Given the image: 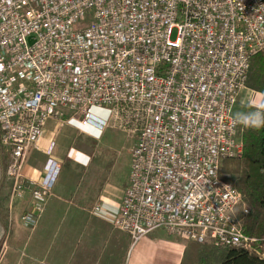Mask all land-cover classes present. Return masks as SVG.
<instances>
[{"label":"built area","instance_id":"obj_1","mask_svg":"<svg viewBox=\"0 0 264 264\" xmlns=\"http://www.w3.org/2000/svg\"><path fill=\"white\" fill-rule=\"evenodd\" d=\"M262 51L264 0H0V142L10 203L30 196L22 223L36 226L59 173L49 160L41 180L23 175L47 121L112 124L136 135L112 220L132 247L162 230L264 258L219 175L242 155L233 109Z\"/></svg>","mask_w":264,"mask_h":264},{"label":"crops","instance_id":"obj_2","mask_svg":"<svg viewBox=\"0 0 264 264\" xmlns=\"http://www.w3.org/2000/svg\"><path fill=\"white\" fill-rule=\"evenodd\" d=\"M249 93L251 105L253 91ZM247 98L244 88L233 109L239 120L248 115ZM263 100L264 97L259 102L263 104ZM92 113L97 122L107 120L106 109L94 108ZM104 131L105 128L81 126L67 119L47 121L42 136L27 156L23 175L33 181L41 180L51 160L59 167L58 177L36 226L27 237L6 239L0 264H181L187 246L183 239L157 230L132 247L130 237L113 226L112 220L128 188L131 148L119 190L90 177L88 154L93 151L84 153L73 147L76 138L94 144ZM29 200L27 195L21 202L24 211ZM96 205L101 207L99 215L92 213Z\"/></svg>","mask_w":264,"mask_h":264},{"label":"trees","instance_id":"obj_3","mask_svg":"<svg viewBox=\"0 0 264 264\" xmlns=\"http://www.w3.org/2000/svg\"><path fill=\"white\" fill-rule=\"evenodd\" d=\"M248 76L247 87L264 95V51L251 58ZM262 105L258 119L244 133L241 157L222 161L220 179L237 190L248 207L243 232L264 246V100ZM181 264H264V258L242 249L191 243Z\"/></svg>","mask_w":264,"mask_h":264},{"label":"rangeland","instance_id":"obj_4","mask_svg":"<svg viewBox=\"0 0 264 264\" xmlns=\"http://www.w3.org/2000/svg\"><path fill=\"white\" fill-rule=\"evenodd\" d=\"M248 80L249 76L247 77V81L245 83V88L248 93L247 106L245 109L248 115L242 119L246 121V124L239 129V131L242 132V139L249 125L256 121L262 107V103L259 102V99L262 100L264 97L261 93L255 92L247 87ZM249 91H253L251 105H249ZM254 96H256V99ZM249 110L252 113L250 116ZM238 117L240 118L241 115ZM135 143L136 135L134 133H128L119 128L117 125L114 126L110 124L107 128H105V131L94 144H91L86 140L76 138L73 147L75 150L82 151L84 153H90L93 151L88 154L91 159L88 168L90 177L95 176V178L100 180L101 184L107 182L110 186H115L120 190L122 185L120 180L122 179L128 164V153L130 148L132 151ZM10 154V150L0 142V255L6 239L13 237H27L32 231V228L25 226L21 220V216L24 212V206H21V202L25 199L13 204L9 201L12 183L6 175V171L10 162ZM242 209L248 210V207L244 202H242V205L237 211V216L241 222V226H243L244 220L248 216V214L244 215ZM183 241L187 245L191 244V242L187 240ZM254 248L258 249L261 254H264V246L261 245L259 241L254 244Z\"/></svg>","mask_w":264,"mask_h":264}]
</instances>
